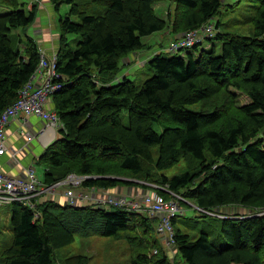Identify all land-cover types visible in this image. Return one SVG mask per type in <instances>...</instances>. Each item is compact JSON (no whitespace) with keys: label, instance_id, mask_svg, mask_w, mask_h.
I'll return each mask as SVG.
<instances>
[{"label":"trees","instance_id":"16d2710c","mask_svg":"<svg viewBox=\"0 0 264 264\" xmlns=\"http://www.w3.org/2000/svg\"><path fill=\"white\" fill-rule=\"evenodd\" d=\"M94 1L105 7L103 14L79 11L74 0H50L55 12L62 3L71 8L66 16L58 17L55 71L65 79L57 80L61 86L51 96L52 109L62 123L61 135L36 158L44 165V182L50 184L74 172L90 176L82 181L84 187L115 188L119 183L104 176L111 173V160L116 159L118 168L155 183V190L163 196L169 195L168 190L191 199L200 215L223 205L264 204V0L248 4L255 37L236 38L220 31V21L213 20L215 33L199 38L190 49L172 55H165L164 50L150 57L147 64L153 75L139 88L130 79L111 82L110 77L120 58L140 50L143 38L163 29L164 20L153 9L159 0ZM173 2L183 16L173 25L184 30L214 19L222 4V0ZM0 3L7 9L0 12L1 113L34 72L40 52L37 40L25 33L37 18V4L27 8L22 0ZM71 15L77 18L71 19ZM68 34L79 37L74 47L67 46ZM10 35L16 44L11 43ZM204 41L206 45L201 47ZM251 57H256V69L249 78L251 87L246 89L249 101L239 107L240 116L232 118L218 108L202 112L187 106L208 98L210 86L202 90L195 83L201 69L211 81L223 82L239 74L233 66L237 70L244 64L240 71H245ZM228 83L227 87H240L234 78ZM123 109L128 111V125L122 122ZM219 119L221 127L202 125L204 120ZM155 124L161 126L160 133ZM152 146L158 147L155 164L159 169L186 157L197 162L196 168L153 178L144 169ZM10 206L12 240L0 250V264H52L56 250L72 243L75 236L92 234L124 237L135 243L142 250L135 252L131 264H173L163 244H157L149 218L135 212L69 207L48 200L38 205L39 217L34 218L28 207L18 202ZM217 219V234L224 245L214 243L205 230L191 235L175 228L176 217L173 219L172 246L184 264H264V213ZM87 261L75 254L64 263Z\"/></svg>","mask_w":264,"mask_h":264},{"label":"rangeland","instance_id":"374dc122","mask_svg":"<svg viewBox=\"0 0 264 264\" xmlns=\"http://www.w3.org/2000/svg\"><path fill=\"white\" fill-rule=\"evenodd\" d=\"M22 1L27 3V8H31V5L33 3H36L37 8H39L42 5V1H45V3H51L50 0ZM251 2V0H222V4L219 10L220 13H218L214 17V19L201 24L198 28L184 30V28L180 29L173 25L174 20L180 21L183 19L182 14L178 12V9L176 8L175 2H173V0L156 1L153 4V9L154 12L164 20L163 29L143 38V47L140 50L131 52L119 59L117 71L111 77L109 76L111 82H117L121 79H130L132 80L136 88H139L144 80L150 78L153 75L152 68L147 64V61L150 57H152L155 53L166 50L173 39L185 34L190 30L197 31L201 38L204 35H208L212 32L214 34L215 29L213 28V26H211V24L213 23V20L216 19L220 21L219 29L222 32L229 33L230 35H235L236 38H240L243 36H249L251 38L255 37L252 17H250L251 8L248 6V4H250ZM74 4L77 6L79 11H84L87 14L101 15L104 13L105 7L96 3L94 0H74ZM70 8L71 4L62 3L60 4L59 10L57 12L51 13L49 15L50 17H52L53 23L49 18L45 20L46 24L53 27H51V30L56 32V34L50 36V41L54 50H58L59 48L58 17L66 16ZM6 10L7 9L5 8V6L0 3V12L3 13ZM70 17L71 19H75L77 18V15H71ZM34 23L35 22H33L31 26L28 27V31L32 30V28L39 27L37 23ZM31 32L32 31H30V33ZM37 35L38 34L36 33L32 36L37 39ZM10 37L11 43L16 44V42H14V36L10 35ZM66 37L67 38L65 40L68 47H74L75 43L79 40V37H76V35L73 34H68ZM254 39L260 38L256 37ZM56 43L57 45L56 47H54L53 44ZM42 44L44 45V42ZM205 45L206 41L202 43L201 47H204ZM164 54L172 55L173 52L167 51L164 52ZM255 59L253 57L248 59L247 69L245 71H240L244 64L237 70L236 66H233L232 70H234V72L238 71L239 74H232L231 79H226L223 82L211 81L210 79H208L207 73L203 69H201L196 75L195 83L199 85L202 90H206L207 87L210 86L208 98L203 101L196 99L192 104L187 106L200 110L202 112L209 111L212 108H218L221 113L228 112L227 115L232 116V118H235L238 115L240 116L241 113L238 111L239 107L249 101L246 89H250L251 87L249 78L256 69ZM232 78H234L235 83H240V87H227V85L229 84L228 82L232 81ZM182 89L187 90L185 86L182 87ZM213 91L215 92L213 93ZM202 105L204 108H201ZM121 116L123 124L128 125L129 119L128 111L126 109H123L121 111ZM220 122L221 119H219L218 121L204 120L202 125L208 127H214L217 125V127H221L222 124ZM154 127L158 131V133L161 132L160 125L155 124ZM59 129H57L56 137H59L61 135ZM47 146L48 145H44L34 159L30 156L31 152H33V148L28 146L27 156L30 158L29 160H31L28 161V163L32 162L40 179H43L45 173L44 165L40 162V160H36V158L39 157L40 159V156L43 154ZM22 155L23 154H21V157H23ZM148 155L149 159L144 162V169L147 173L152 174L151 177L153 178H157L160 174H165L166 176L171 177L185 171H192L196 168L197 165V162L195 160L191 159L190 157H186L185 160H181L178 163L171 165L169 168L159 169L155 164L158 158V147L152 146L149 149ZM101 163L104 164L103 162ZM110 164L112 166L111 173L104 176V178L113 179L119 183L117 187L109 189V193L111 195L123 194L126 196H130L129 194H127V191L128 188L131 187L138 189L140 193H146L148 189L156 188L155 183L147 180L146 178H143V176L136 177L131 175L128 171L118 168V160H111ZM69 173L76 174L74 172ZM126 180L130 181V183L125 185L122 182ZM121 189H123V191ZM168 197H172V191H169ZM182 202L186 203L182 204L181 206V210H183L184 212L183 215L176 216L174 227L186 230L191 235H196L197 233H200V231L205 230L208 232L210 238L214 240V243L218 245H224L225 241L221 236H218L217 234V226L219 221L217 218L225 216L241 217L251 214L264 213V204L261 202H250L246 205L231 204L218 206L211 214L207 215H200L201 213L198 212V209L191 199L186 198L180 200V203ZM85 206L90 208L93 207L92 205H84L78 207ZM10 210V203H3L0 205V250L8 247L12 240V228L10 227L9 220ZM143 216L149 218L147 220L149 224L154 227V236L158 240L157 244L160 245V236L157 233L155 234V227L157 224L156 218L149 213H146ZM173 243L174 242H172L170 245L162 246L166 249V252L170 257L169 259L173 264H184L177 256V250L174 246H172ZM141 250L142 249L136 248L135 243H130L129 240H127V238L125 239L124 237L116 239L107 236H101L98 234H92L89 235V237L84 238L75 236V239L72 243L56 250V256L52 264H65V259L68 257L70 258L75 254H81L85 256L86 260H88L87 264H131L135 252Z\"/></svg>","mask_w":264,"mask_h":264},{"label":"built area","instance_id":"2783aa9c","mask_svg":"<svg viewBox=\"0 0 264 264\" xmlns=\"http://www.w3.org/2000/svg\"><path fill=\"white\" fill-rule=\"evenodd\" d=\"M206 36H210V33ZM199 38L201 37L197 31L190 30L171 41L166 51L177 52L181 49H190L199 42ZM55 61V53L48 58L40 52L34 72L19 88L16 99L0 113V156L8 155L12 167L18 169L12 172L0 168V205L18 202L32 210L34 218L39 217L40 203L48 200L60 202L61 198L63 205L69 207L92 205L96 208H121L139 215L149 213L157 220L155 230L160 236L161 244L170 245L174 242L172 221L184 212L181 210L180 200H183L181 194L172 192V197H168L169 195L163 196L155 189H148L146 193H140L137 189L129 194L130 196L111 195L109 193L111 188L82 186V181L88 177L73 173L48 184L38 177L32 162L27 165L21 164L19 154L24 147L40 136H46L52 142L56 130L61 127L56 112L48 106L52 94L61 86L57 80L65 79L64 76L56 73ZM29 115L42 119L43 125L34 131L29 130L26 126ZM17 116L22 120L23 129L20 134L23 138V146L11 149L7 137V126ZM48 134H52V137ZM167 192L169 194L168 190Z\"/></svg>","mask_w":264,"mask_h":264},{"label":"crops","instance_id":"0c3cea01","mask_svg":"<svg viewBox=\"0 0 264 264\" xmlns=\"http://www.w3.org/2000/svg\"><path fill=\"white\" fill-rule=\"evenodd\" d=\"M41 4L42 5L38 8V13L36 16L37 18L34 21L35 22L34 24L37 23L39 25V27L38 28H32V30H29V31L27 30L25 33L27 35H30V36L37 33L38 34L37 39L36 38L35 39L37 40V43H38L39 52L43 53L48 58H50V57H52V55L54 53H56V50H54V48L52 47V43L50 41V36L56 34V32L51 30L52 26L46 24L45 20L47 18H49L51 20V22L53 23L52 17H50L49 15L51 13H54L55 11L53 10L51 3H45V1H42ZM30 31H32V32L30 33ZM19 34H20V36L24 37L23 33L21 34L19 32ZM43 42H44V45L42 44ZM56 45H57V43L53 44L54 47H56ZM20 46L22 47L23 45L20 44ZM48 106L50 109H52L51 100H49ZM42 125H43V121L39 117H37L35 115L27 116L26 126L28 127L29 130L34 131V129L41 127ZM22 129H23L22 120L20 119L19 116H17L15 119L11 120V122L8 124V126H7L8 136L7 137H8V141H9V148L17 149V148H20L23 146V138L20 134ZM56 132H57V130H56ZM56 132H55L53 137H52V134L51 135L48 134V135L55 139ZM50 143H51V141H49V139L46 136L45 137L40 136L38 139H35L31 143H29L27 145V147L26 148L24 147L23 151L19 154V160H20L21 164L27 165V164H29L28 161H31V160H29L30 158L27 156L28 146L33 148V152H31L30 156L34 159L36 157V155L40 152L41 148L44 145H48ZM21 154H23L22 155L23 157H21ZM0 168H3L5 170H9L12 172L18 170L16 167H12L11 163L9 162V156L8 155L0 156ZM121 190L123 191V189H121ZM134 190H137V189H135L133 187L128 188L127 194H132ZM62 200L63 199L61 198L59 203L63 204Z\"/></svg>","mask_w":264,"mask_h":264},{"label":"clouds","instance_id":"9594fccd","mask_svg":"<svg viewBox=\"0 0 264 264\" xmlns=\"http://www.w3.org/2000/svg\"><path fill=\"white\" fill-rule=\"evenodd\" d=\"M59 129V128H58Z\"/></svg>","mask_w":264,"mask_h":264}]
</instances>
